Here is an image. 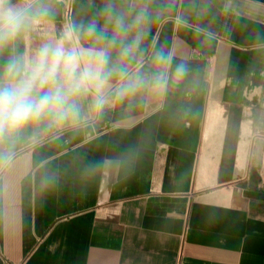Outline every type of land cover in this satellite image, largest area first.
<instances>
[{"label":"crops","instance_id":"obj_1","mask_svg":"<svg viewBox=\"0 0 264 264\" xmlns=\"http://www.w3.org/2000/svg\"><path fill=\"white\" fill-rule=\"evenodd\" d=\"M49 2L20 51L57 36L69 5V23L99 5ZM146 2L139 67L171 53L167 91L17 137L0 164V264H264V0Z\"/></svg>","mask_w":264,"mask_h":264},{"label":"clouds","instance_id":"obj_2","mask_svg":"<svg viewBox=\"0 0 264 264\" xmlns=\"http://www.w3.org/2000/svg\"><path fill=\"white\" fill-rule=\"evenodd\" d=\"M49 0H0V164L10 163L17 137L26 129L59 131L86 122L145 90L164 94L171 53L154 51L157 69L144 72V41L152 11L146 0H99L86 23L64 25L57 36L42 39L30 50L19 44L52 16ZM115 54V57H114ZM177 64L175 76L187 74ZM87 103V110H85ZM38 132L29 137L39 140Z\"/></svg>","mask_w":264,"mask_h":264},{"label":"built area","instance_id":"obj_3","mask_svg":"<svg viewBox=\"0 0 264 264\" xmlns=\"http://www.w3.org/2000/svg\"><path fill=\"white\" fill-rule=\"evenodd\" d=\"M69 20H70V5H69V8L67 10V23H69Z\"/></svg>","mask_w":264,"mask_h":264}]
</instances>
